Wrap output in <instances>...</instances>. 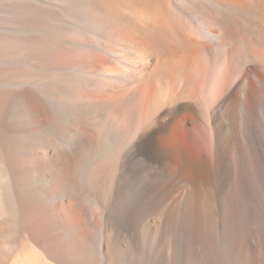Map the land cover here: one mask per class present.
<instances>
[{"label":"bare ground","instance_id":"bare-ground-1","mask_svg":"<svg viewBox=\"0 0 264 264\" xmlns=\"http://www.w3.org/2000/svg\"><path fill=\"white\" fill-rule=\"evenodd\" d=\"M262 6L259 0H0V264H210L215 220L234 256L252 255L257 264L250 249L256 240L264 246V34L254 39L243 30H255V23L264 29ZM253 41L263 56L251 51ZM55 56L59 74L51 79L63 134L80 109L108 111L122 121L123 155L163 166L177 158L183 170L192 163L177 125L211 152L216 184L202 154L192 167L202 195L184 192L176 211L145 207L101 164L77 160L89 141L74 133L62 157L46 145L39 155L22 147L39 120L29 112L36 100L31 73L55 64ZM109 122V129L120 124Z\"/></svg>","mask_w":264,"mask_h":264},{"label":"rangeland","instance_id":"rangeland-1","mask_svg":"<svg viewBox=\"0 0 264 264\" xmlns=\"http://www.w3.org/2000/svg\"><path fill=\"white\" fill-rule=\"evenodd\" d=\"M259 3L261 6L263 5L262 7H263V14H264V1L259 0ZM254 26L255 27L257 26V28H255V30L253 29L254 33H253V31H251L252 29H247V28H245L243 30V33L246 34L247 36H250V37H253V35H254V37H253L254 39H255L256 35L261 36L262 33L264 34V29L259 30L257 23H255ZM248 30H250V31H248ZM247 32H248V34H247ZM185 37L188 38V35H185ZM257 44H258L257 42L253 41V43L250 45V48L252 49L251 50L252 52H254L255 54H258V56H259L261 53L263 54L262 51L264 49L262 48V46H260L259 44L257 45ZM263 44H264V42H263ZM113 46H115V45H113ZM114 48L116 49V47H114ZM173 48H174V50H176L175 47H173ZM119 49H120V47H117L118 51L116 50L115 52L119 53L120 52ZM261 49H263V50H261ZM256 50H258V51H256ZM262 54H261V56H263ZM55 57L52 59H55L57 61V57L56 58ZM42 69L43 68H41V69L38 68V69H35L32 71L31 75L32 74L33 75L31 76L32 78H31V82H30L32 85L33 91L36 93V98H35L36 100L33 101L31 104V107L35 105L34 108L33 107L30 108L29 106L28 107H29V112L31 114L34 113V115L37 116V118L39 119V120L36 119L37 122L39 121L38 124H37L36 120L34 119V122H33L34 126L31 125L32 128L35 127L37 129V131L34 132L36 135L33 133L35 136L33 135L32 139L28 140L29 142L27 141L28 144L26 142L21 143L22 147H24L26 145L27 147H25V148L30 149V151H32L33 153L36 151L37 153L35 152V154L39 155L38 151H40V150L38 147L44 148V145H46L48 147L45 146V148H49L51 150L52 156L62 157V156H65V154H64L65 153L64 149H66L65 144L69 145L71 143V140H70L71 138H69V137H73L76 134L77 136L75 135L74 138L76 137L77 139L80 138L79 140L86 139L89 141V145L85 146L86 148L87 147L88 148L87 149L84 148V150L81 151V153H79L80 155L78 154L77 160L83 162V161H87V159H89V161H92L95 163L98 162L97 164H101L103 166V169L107 172V174L110 175V176L108 175L109 177L117 179V180L118 179L121 180V182L123 183L122 189H123L124 193L141 195L143 197V205L145 207H150V205L152 203H154L155 208H157V209L163 207V208H166V209L171 210V211H176V209L179 205V202L181 200L182 194L184 192H188L190 197H192V195H193V197H195V195H197V194L202 195L203 191L200 188L201 186H200L199 182H195V180H194V173H193V168H192L195 165H197L199 162H201V157H199V156H201L202 154L209 158V160H207L208 163L206 162V166L211 170L212 174L214 175L213 182H214V185L216 184L217 179H216V173L215 172H216L217 166L215 164V161H212L213 158H212L211 152H208L209 149L204 147L203 145H202V149H201V147L199 148L197 146V143L194 139V138H196V136H194V138L193 137L192 138L184 137L182 135L181 130L179 128H177V125H174L172 128H173V130L175 129L174 130L175 133L178 135V137H180V139L185 144V149H186L187 155H189L188 157L192 163L191 165L186 166V169H183V170L180 169V161L177 158L174 159L173 161L169 162L167 165L163 166V165H160L158 163H153V164L144 163V161L136 154H134V155L129 154L127 156H125V154L123 155V153H121V152L124 150L126 144L124 142L125 134H124V129L122 127L123 126L122 121L119 118L117 119L116 116L112 115L108 111L102 112L101 114H103V115H101L100 113H98L97 111H95L93 109L89 110L86 108L88 110L87 113H86V109L85 110L80 109L81 111L83 110V112H81L79 110V120L74 123L75 125L73 124V126H71L69 128V131H68L69 137H68L67 133L63 134L61 132L60 119H57V118H59V113L61 112V104L59 101L60 100L59 95L57 96V98L59 100L56 98V95L59 94V92H58V90L56 91L55 89H59V88H58V85H56V82L54 81L59 74L58 61L55 64L53 63L51 65H48L47 67H44L43 70ZM51 77H56V78L51 79ZM253 79H254V77H252V78L249 77V80L254 81L255 79L254 80ZM53 81L55 84L53 83ZM55 86H56V88H55ZM172 86H173L172 88L175 87L174 85H172ZM46 96L48 97V99H46L47 98ZM46 101L48 104L46 103ZM39 107L42 109H39ZM19 109H21V108L19 107V104H18L17 110H19ZM93 111H94V114H92ZM99 114H100V116H99ZM110 114H111V117H109ZM86 116H89V117H86ZM102 117H104V118H102ZM108 117L111 119H109ZM79 121H80V123H79ZM109 121L110 122L112 121L113 123H116V124L118 122H120V124L117 125L118 127L114 126L115 128H118V129L116 130L113 126H112L113 129L106 128L105 124L108 123ZM110 122H109V124L112 123V122L111 123ZM85 124L87 125V127L88 126L89 127L87 128ZM103 124L105 126L104 128H103ZM193 125H194L193 121L188 122L186 124V127H187V129H190V127H192ZM46 126H48V127H46ZM99 126L100 127L102 126V128L100 130H99ZM39 127H42L39 129L40 132L38 131ZM43 127H44V129H43ZM95 127L97 129V132L94 130ZM119 129L120 130L122 129L123 131L122 130L120 131ZM49 130H51V131H49ZM93 130L96 133H94ZM107 130H111L112 132L111 131L107 132ZM100 131H102V133H99ZM114 131H116V132H114ZM45 132L47 133V135L45 134ZM120 132H122L124 135L122 133H121L122 134L121 135ZM59 133L60 134L62 133V134L60 135ZM73 133H74V135H73ZM106 133H107V135H106L107 138L105 137ZM114 133L116 134V136L118 134V136L116 137L114 135ZM56 135H59V136H56ZM64 135L65 136L67 135L66 139H65ZM96 135H98V137L99 136L100 137L98 138ZM109 135H110V137H109ZM121 136L122 137L124 136L123 139H121L122 138ZM42 137H44V138H42ZM45 137H49V139H47V138L45 139ZM115 137H116V140L121 139L120 142L116 141ZM60 138H61V140H60ZM183 138H186V139H183ZM107 139H109L108 142H107ZM30 141L34 142V143H31ZM42 141L46 142V143H42ZM67 141L68 142L70 141V142L68 143ZM103 141H104V143H103ZM38 142L40 144L41 143L42 144L39 146ZM117 142H118V144H117ZM29 143H30V145L31 144L32 145L30 146ZM51 144H52V148H51ZM104 144H105L106 149H103V148H105ZM116 145H117V147H116ZM60 146H61V150L58 148ZM119 146H120V148H119ZM42 148H40V149H42ZM55 148L58 150H55ZM37 149H38V151H37ZM53 151L55 152V154L53 153ZM56 151H59V152H56ZM118 151H119V153H118ZM118 154H119L120 159L118 157ZM121 154H122V156H121ZM209 155H211V159H210ZM121 157H123L124 159L126 158V159L122 160L123 158H121ZM139 159H141L142 161L141 160L139 161ZM99 160L101 162H99ZM108 162H110V163H108ZM132 168H134V169H132ZM125 181H126V183H125ZM181 181L183 183H181ZM211 202H212L211 208L214 209L216 206V200L214 199V201H211ZM201 209H202L201 210L202 217H203V219H206V216H207L206 214L208 213L207 211L209 209H207L205 206L201 207ZM251 247H252V249H250V252L256 253V255H257V257H256L257 258V264H262L264 259L260 258V256H262V253L264 250L263 244L260 242V240H256L255 242H253ZM240 249L243 250V245H240L239 250ZM206 250H207L206 253H207V257L210 261V264H233V263L251 264V262H252L251 258H249L252 255H250L248 258L240 259V256H237V257L234 256V254H233L234 252H232V248L230 249L228 247V243L225 244V242H221V230L216 226V220L213 224V241H212V244L208 245ZM239 250H237V251H239Z\"/></svg>","mask_w":264,"mask_h":264}]
</instances>
